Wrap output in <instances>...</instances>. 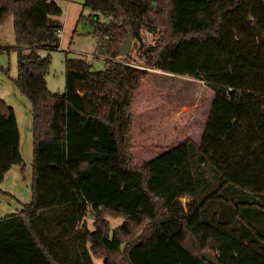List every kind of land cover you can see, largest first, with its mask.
I'll list each match as a JSON object with an SVG mask.
<instances>
[{"label":"trees","instance_id":"obj_1","mask_svg":"<svg viewBox=\"0 0 264 264\" xmlns=\"http://www.w3.org/2000/svg\"><path fill=\"white\" fill-rule=\"evenodd\" d=\"M87 1L109 19L91 18L106 68L67 57L66 90L54 93L52 58L40 51L60 49L63 10L0 0V28L14 17L15 84L34 113L33 199L0 218V264H211L208 252L218 264H264V234L253 229L259 239L246 242L203 217L226 185L264 195V0ZM144 32L158 36L146 69L117 60L126 38L142 44ZM154 70L206 83L210 111L204 103L193 118L167 102ZM20 141L15 109L0 99V182L23 163ZM202 162L222 180L207 195ZM109 217L125 222L112 231Z\"/></svg>","mask_w":264,"mask_h":264},{"label":"rangeland","instance_id":"obj_2","mask_svg":"<svg viewBox=\"0 0 264 264\" xmlns=\"http://www.w3.org/2000/svg\"><path fill=\"white\" fill-rule=\"evenodd\" d=\"M63 10L57 19L63 24V36L60 37V49L53 51L41 50L42 56L51 55L52 63L47 74L49 89L54 93H64L66 90V58L88 60L94 63V70L103 71L106 67L107 57L98 53L101 41L96 31V22L92 21L95 15L100 16V23H108L109 19L100 12H95L87 0H55ZM98 25V24H97ZM101 25V24H99ZM102 27V26H101ZM158 36L148 32L143 33V41L138 42L132 38L129 52V62L143 67L145 58L143 53L155 46ZM16 45L14 17L10 16L0 28V48H10L11 51L0 52V99L15 109L20 127V150L23 163L12 166L0 182V218L17 215L24 210L25 205L33 199V162H34V113L30 101L23 95L15 84L19 74L18 52L13 49ZM124 56L117 60L121 61ZM154 70L150 78L158 90L168 91L170 104H181L190 115L196 117V109L207 103L210 111L212 96L206 94L208 86L200 80L186 78L178 75L164 74ZM201 132L204 127L196 125ZM200 143V141L198 142ZM199 162V160L197 161ZM200 174L199 189L205 195L219 190L222 186L221 176L216 170L208 168V164L198 165ZM218 174V176H217ZM219 177V181L217 178ZM209 187V188H208ZM205 196L200 195V198ZM221 197L209 202L204 212V220L212 223L215 219L226 222L235 229L246 242L256 241L259 238L253 229L264 234V195H255L245 192L233 185H226L221 190ZM94 216L86 218L90 229H94ZM111 230L124 224L122 217H109ZM75 248H82L81 243L71 241ZM66 244V243H63ZM264 246V242H262ZM61 245L58 249H62ZM94 264H105L104 258L93 257Z\"/></svg>","mask_w":264,"mask_h":264},{"label":"water","instance_id":"obj_3","mask_svg":"<svg viewBox=\"0 0 264 264\" xmlns=\"http://www.w3.org/2000/svg\"><path fill=\"white\" fill-rule=\"evenodd\" d=\"M131 45H132V34H130L126 38L124 44L122 45L121 56L126 57L127 55H129ZM204 258L211 264H218V260L212 252H208L207 254H205Z\"/></svg>","mask_w":264,"mask_h":264},{"label":"crops","instance_id":"obj_4","mask_svg":"<svg viewBox=\"0 0 264 264\" xmlns=\"http://www.w3.org/2000/svg\"><path fill=\"white\" fill-rule=\"evenodd\" d=\"M64 30V29H63ZM92 64H93V66H94V63L92 62ZM106 68V67H105ZM159 72H162V71H159ZM165 74V73H164ZM166 74H169V73H166ZM171 75H173V74H171ZM16 116H17V120H18V115H17V113H16ZM18 124H19V120H18ZM20 128V127H19Z\"/></svg>","mask_w":264,"mask_h":264},{"label":"built area","instance_id":"obj_5","mask_svg":"<svg viewBox=\"0 0 264 264\" xmlns=\"http://www.w3.org/2000/svg\"><path fill=\"white\" fill-rule=\"evenodd\" d=\"M59 36H60V37L63 36V31L59 32Z\"/></svg>","mask_w":264,"mask_h":264}]
</instances>
